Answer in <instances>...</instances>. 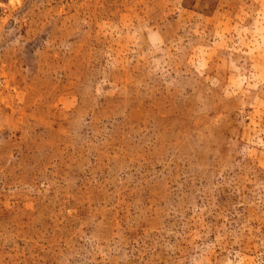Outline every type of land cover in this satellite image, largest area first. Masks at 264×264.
<instances>
[{
  "label": "rangeland",
  "instance_id": "obj_1",
  "mask_svg": "<svg viewBox=\"0 0 264 264\" xmlns=\"http://www.w3.org/2000/svg\"><path fill=\"white\" fill-rule=\"evenodd\" d=\"M0 264H264V0H0Z\"/></svg>",
  "mask_w": 264,
  "mask_h": 264
}]
</instances>
